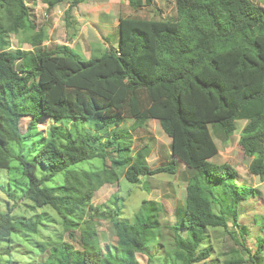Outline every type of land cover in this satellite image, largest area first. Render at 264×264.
Wrapping results in <instances>:
<instances>
[{
    "label": "trees",
    "instance_id": "1",
    "mask_svg": "<svg viewBox=\"0 0 264 264\" xmlns=\"http://www.w3.org/2000/svg\"><path fill=\"white\" fill-rule=\"evenodd\" d=\"M65 1L43 0L48 10ZM70 1L68 21L89 0ZM130 1L136 7L153 3ZM176 3L177 14L170 18L120 16L117 46L100 55L97 48L87 58L68 44L48 47L46 29L37 28L26 0H0V168L16 159L28 180L23 188L31 206L43 209L32 218L15 216L11 204L0 210V246L18 232L37 234L42 224L52 227L46 239L32 242L44 255L42 264H141V254L149 263L159 256L162 264H211L213 246L201 249L209 227L219 223L229 230L228 221L239 227L247 217L237 209L240 197L227 190L238 178L237 169L215 158L217 141H227L238 121H246L239 144L252 159L250 172L264 177V0ZM7 32H23L21 42L33 49L13 48ZM43 116L68 123L63 137L56 132L44 138L33 161L13 152L11 144L22 142L23 121L35 126ZM129 119L131 125L123 128ZM151 119L159 120L171 138L174 159L156 167L147 162L150 146L134 143V130ZM96 158L102 159L97 169L72 167ZM177 161L191 175L174 225L162 220V204L156 201L144 199L129 217L132 222L120 219L119 194L94 203L104 185L122 176L137 184L142 176L174 175ZM38 165L50 171L39 176ZM59 173L61 183L48 186ZM50 208L60 219L44 216L53 212ZM210 212L220 219L213 221ZM98 221L110 222L115 234L104 248ZM159 241L162 247L156 249ZM175 247L185 251L182 259ZM263 251L261 237L257 259ZM244 262L240 255L226 264Z\"/></svg>",
    "mask_w": 264,
    "mask_h": 264
},
{
    "label": "rangeland",
    "instance_id": "2",
    "mask_svg": "<svg viewBox=\"0 0 264 264\" xmlns=\"http://www.w3.org/2000/svg\"><path fill=\"white\" fill-rule=\"evenodd\" d=\"M26 1L31 8L32 18L35 20L37 28L46 29L48 39L45 41V44L48 47L55 48L60 44H70V46L76 48V53L82 54L87 58L91 57V54L97 48L98 52H95V54L100 55L101 51L103 52L105 49L113 47L118 42L120 16L127 17L132 15L161 19L174 17L177 14L176 0H152L153 3L151 5L141 7L133 6L130 0H89L79 4L72 11L71 19L68 21L66 20V12L71 3L70 0L56 5L51 10H48V5L43 0ZM6 15H8V12L6 14L4 10L3 17L6 18ZM25 35L23 32L17 34L7 32L6 38L13 48L19 47L23 50H32L31 44L21 42ZM42 119L44 120L39 119L35 126L30 124L28 118L23 121L22 131L24 135L22 142L11 144L13 152H22L24 157L33 161L37 149L45 140L44 138L55 137L56 132H59L61 134L60 137H63V134H65L63 129L68 127V123L59 124L52 117L43 116ZM131 123L132 121L129 119L122 127L127 128ZM85 124L91 127L88 123ZM245 124L246 121H238L237 131L227 141H217L219 153L215 161L219 164L230 163L237 169L239 173L237 177L239 179L228 182L227 190L228 192L230 191L234 198L240 197L241 203L237 209L240 213H247V217L243 216L240 219L241 224L239 227L234 226L231 221H228L230 225L229 230L219 223L209 227L207 232L208 239L201 245V249L210 245L213 246L211 256L207 259L211 264H226L227 260L236 259L240 255L245 259L243 264H253L252 258L256 264H264V251L259 255L258 259L255 255V251L259 247L260 238L264 237V177H259L250 172L249 164L252 159L244 157V152L239 144L241 130ZM56 129L59 131H56ZM134 133H136L138 140L141 142V144L138 143L136 146L141 147V145L148 144L150 149L152 147L153 154L149 157V162L152 166L173 161L171 158L172 140L164 132L159 120H149L145 126L135 129ZM101 160L100 158H96L94 160L81 161L72 167L77 169H97L101 167ZM49 171L47 167L38 165L37 174L39 176ZM119 173L121 172L119 171ZM190 175L186 165L181 162L176 174L163 173L148 178L145 176V178H141L139 184L131 183L123 176L120 183L104 185L97 192L94 203L103 204L112 195L117 193L121 196L123 203L121 207L123 213L120 215V219L132 222L133 219L129 217L134 215L133 211L140 207L145 198L149 196L154 197L160 199L164 205L165 213L162 220L164 222H169L170 220V223L174 225L176 222V207L179 204H184L186 201V181ZM62 176L63 173H59L47 185H59ZM27 181L20 163L14 158L11 159L10 167L0 168V210H7V206L11 204L14 207L15 216L22 218H32L37 214L43 213V209H34L31 206V201L27 198L25 190L28 186ZM143 183L145 187L142 185ZM25 185L27 186L23 188ZM53 212L47 210V214L44 216L53 217L56 215L60 219V215L54 210ZM210 214L213 221L220 219L211 212ZM49 222L51 225L59 226L52 220L44 221L46 224ZM50 228L52 227L42 226L41 224L37 234L18 232L13 235L10 241H4L3 246H0V251L5 252L0 253L1 264H42L44 255L39 250V246L35 243L32 244V242L34 240L40 241L46 239ZM98 228L102 233L104 248L107 242H110L115 235L113 233V226L110 222L102 223L100 221ZM183 231L187 232L188 230L183 229ZM79 234L77 232L76 235L79 237ZM76 240L78 238L73 239V242L78 245ZM155 245L157 243H152L153 247H156ZM160 245L161 242L159 241L156 249L162 247ZM175 249L177 251V258L182 259L185 251L180 247H175ZM233 249H237L239 252H233ZM139 258L141 264H162L159 261V256H155L154 260L150 263L148 262V256L144 254H141Z\"/></svg>",
    "mask_w": 264,
    "mask_h": 264
},
{
    "label": "crops",
    "instance_id": "3",
    "mask_svg": "<svg viewBox=\"0 0 264 264\" xmlns=\"http://www.w3.org/2000/svg\"><path fill=\"white\" fill-rule=\"evenodd\" d=\"M117 39H119V38H117ZM119 41V40H118ZM45 43V42H44ZM61 45V44H60ZM70 45V44H69ZM114 46H117V42L114 44ZM72 48H74V50L76 49L75 47H72ZM110 48V47H109ZM106 50V49H105ZM148 123V122H147ZM131 124H129V126H130ZM133 131V130H132ZM134 143H135V145L136 144H141V142H138V138H137V136H136V133H134ZM142 146V145H141ZM136 147V146H135ZM137 148H135L134 150H136ZM153 152V149H152V147H151V149H150V154H149V156L147 157V162L150 164V166H152L151 165V163L149 162V157H151L152 156V153ZM135 152H133L132 151V155L134 154ZM172 158V157H171ZM180 163L181 162H178V164H177V169L179 168V165H180ZM153 177H155V176H153ZM142 178V177H141ZM121 179H122V177L120 178V181H121ZM237 179H239V178H237ZM237 181V180H236ZM118 183H120V182H118ZM186 185H187V181H186ZM150 190H151V188H150ZM148 199H155V200H158V201H161L160 199H157V198H154V197H148ZM126 206H128V204L126 203ZM162 208H163V213H162V216L164 215V213H165V210H164V205H162ZM169 222H170V220H169Z\"/></svg>",
    "mask_w": 264,
    "mask_h": 264
},
{
    "label": "clouds",
    "instance_id": "4",
    "mask_svg": "<svg viewBox=\"0 0 264 264\" xmlns=\"http://www.w3.org/2000/svg\"><path fill=\"white\" fill-rule=\"evenodd\" d=\"M32 49H33V47H32ZM240 122V121H239ZM173 159V158H172ZM174 160V159H173ZM178 162H182V161H177V163ZM149 164V163H148ZM150 165V164H149ZM159 166V165H158ZM151 167H156V166H151ZM160 174H163V173H160ZM165 174H167V173H165ZM158 175V174H157ZM157 175H154V176H157ZM123 177V176H122ZM142 177H144L145 178V176H142ZM148 177H153V176H148ZM147 177V178H148ZM187 183H188V180H187ZM139 184V183H138ZM144 187H145V185H144V183L142 184ZM186 197H187V185H186ZM145 199H148V198H145ZM148 200H151V201H156V202H158V203H160V204H162V202L161 201H158V200H155V199H148ZM163 205V204H162ZM177 208V207H176ZM136 210H138V209H136Z\"/></svg>",
    "mask_w": 264,
    "mask_h": 264
}]
</instances>
